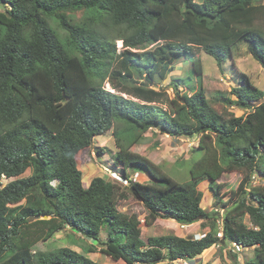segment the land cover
Wrapping results in <instances>:
<instances>
[{
    "label": "trees",
    "instance_id": "obj_1",
    "mask_svg": "<svg viewBox=\"0 0 264 264\" xmlns=\"http://www.w3.org/2000/svg\"><path fill=\"white\" fill-rule=\"evenodd\" d=\"M80 12L86 21L74 23ZM50 20L65 33L64 41ZM263 21L261 0H0V264H99L87 257L97 253L96 245L114 263H173L221 244L251 250L244 264H264V185H254L257 178L264 182V101L254 104L264 93L240 74L239 85L217 98L226 108L248 112L224 118L210 107L201 84L189 93L184 80L171 81V100L150 88L167 79L175 60L191 63L201 83L197 49L222 71L245 45L264 70ZM116 41L122 42L121 53ZM105 79L114 91L103 87ZM164 102L167 110L160 107ZM114 122L125 125L115 136L128 145L118 147L114 169L144 207L143 224L200 223L209 231L202 238L143 240L137 216L117 210L116 184L97 177L82 186L76 158ZM154 129L171 138H198L192 152L201 155L188 182L172 180L128 151ZM132 170L143 172L149 183L133 182ZM231 173L242 178L234 201L223 203L218 181ZM203 183L222 215L202 207ZM218 222L222 239L216 236ZM65 228L76 236L73 244L89 242L88 247L81 253L66 247L32 252Z\"/></svg>",
    "mask_w": 264,
    "mask_h": 264
},
{
    "label": "rangeland",
    "instance_id": "obj_2",
    "mask_svg": "<svg viewBox=\"0 0 264 264\" xmlns=\"http://www.w3.org/2000/svg\"><path fill=\"white\" fill-rule=\"evenodd\" d=\"M261 4L264 5V0H261ZM74 23H79L80 21H86L85 15L80 12L73 16ZM50 25L54 28L55 32L58 34L59 38L64 41L66 36L65 33L60 30L54 21L50 20ZM264 27V21L262 22ZM115 46L117 53H121L124 48H122V42L116 41ZM152 46L148 47V49ZM136 52V51H134ZM197 59L200 60L202 66V77L200 80L194 76L192 72V65L189 62L182 60H175L174 70L167 79L159 84H151L150 88L159 91L162 90L169 100L174 98V89H172L173 84L171 81L181 79L186 83L185 90L191 93V91L197 90L201 84L206 98L209 100L210 107L218 115L227 118L228 113H233L235 116H241L247 114V112L235 109L226 108L223 104L222 98L219 100L217 97L223 95L227 97L228 92L231 88L238 86L240 80V74H244L248 77L250 82L264 93V70L256 63L252 57L247 53L246 46L241 45L237 51L233 53V56L223 64L222 71L218 69L215 61L207 56L201 50H195ZM136 82H141L140 80ZM113 83V82H112ZM108 79L102 82L103 87L107 91H114L111 86L112 84ZM180 90H183V86L179 83ZM124 97L128 98L126 95ZM264 101V98L260 101L254 103L259 104ZM167 103H161L160 107L167 110ZM125 125L121 122H114L112 128L105 134L99 137H95L92 140L91 146L87 149L82 150L77 156V165L82 172V186L87 188L94 178H102L111 184H116L118 190L116 192L119 196L116 200L117 210L120 213L127 215H135L141 223V238L146 240L148 237L152 236H165V235H175L182 238H198V233L204 236L208 231V228L204 230L201 229L200 223L194 227H184L170 225L172 221L170 220H157L151 226H145L143 224V218L146 215V211L142 204L135 200L132 195L126 190V186L119 182L120 179L118 171H115L113 160L114 155L118 152V147H128V145L121 140L118 141L115 134L118 132L119 137L121 133L125 130ZM198 144V138H184L176 137L171 138L166 135H162L159 129L149 130L142 135V141L128 149L129 152L137 154L141 157L148 159L154 165L160 167L161 171L170 177L172 180L184 184L189 180V170L195 160H197L201 152H192V149L196 148ZM101 150V153H99ZM129 172V173H128ZM128 176L133 182L138 183H149L148 177L140 171L132 170L128 171ZM29 171L21 176L27 177ZM117 175V176H116ZM242 175L239 173H231L221 177L218 184L223 185V189L220 192V197L223 203L230 200L234 201V194L238 189L239 183L241 181ZM118 179V180H116ZM13 179L7 180L2 179V184H7ZM262 184L264 182L260 179L254 181V185ZM55 186V185H54ZM207 184L203 183L199 186V190L204 193V200L202 202V207L206 212L212 210H218L219 215H222V206L212 198V194L206 189ZM206 189V190H205ZM25 201H22L19 205L23 206ZM242 222L247 227L250 226L248 217H245ZM170 223V224H169ZM202 226L208 224L201 223ZM221 223H216V227L219 230ZM62 230L61 232L55 234V236L46 242H38L32 249V252H51L58 248H69L76 252L81 253V248L88 247L89 242H78L76 241V236H70L71 233L68 228ZM30 236L32 235V228L28 230ZM201 236V237H202ZM106 236L105 232L100 235L101 242H104ZM96 252L94 254H88L87 257L92 261L99 264H119L112 262L109 258L103 256L99 253L102 248L101 245H96ZM211 250V251H210ZM206 254L201 257L181 261L179 263H168L162 262L159 264H244L246 261L252 258L251 250L240 249L236 254L237 260L234 261L232 255L235 254L230 246H225L221 244L219 246H214ZM236 262V263H235Z\"/></svg>",
    "mask_w": 264,
    "mask_h": 264
},
{
    "label": "built area",
    "instance_id": "obj_3",
    "mask_svg": "<svg viewBox=\"0 0 264 264\" xmlns=\"http://www.w3.org/2000/svg\"><path fill=\"white\" fill-rule=\"evenodd\" d=\"M116 180H118V179H116ZM118 181L121 182V183H123V185L126 186V187L130 185V182L128 180L123 179V178H120ZM218 223L220 224V222H218ZM180 227L181 228H184V226H180ZM216 236H217V238L222 239V226L219 227V230H218V233H217ZM232 248H233V251L234 252H237V253L241 249V247L239 245H236V244H232Z\"/></svg>",
    "mask_w": 264,
    "mask_h": 264
},
{
    "label": "clouds",
    "instance_id": "obj_4",
    "mask_svg": "<svg viewBox=\"0 0 264 264\" xmlns=\"http://www.w3.org/2000/svg\"><path fill=\"white\" fill-rule=\"evenodd\" d=\"M119 178H121L120 176H119ZM179 226H181V225H179ZM191 226V225H190ZM184 227H188V226H184ZM196 236H199V234L198 235H196ZM203 237V236H202ZM201 236H199L198 238H194L195 240L196 239H200V238H202ZM228 246H230L231 248H232V245H228ZM242 248V247H241ZM233 249V248H232ZM243 249V248H242ZM245 250V249H244ZM235 254H237V252H234ZM182 260H178V261H176V263H179V262H181ZM184 262V261H183ZM173 263H175V262H173Z\"/></svg>",
    "mask_w": 264,
    "mask_h": 264
},
{
    "label": "crops",
    "instance_id": "obj_5",
    "mask_svg": "<svg viewBox=\"0 0 264 264\" xmlns=\"http://www.w3.org/2000/svg\"><path fill=\"white\" fill-rule=\"evenodd\" d=\"M157 221V220H156ZM155 221V222H156ZM170 224V223H169ZM198 223H196V224H193V225H191V227H194V226H196ZM170 225H173V226H179L178 224H176V223H174V222H172ZM190 227V226H189ZM200 236H202L200 233H198ZM225 246H228V245H225ZM211 251V250H210ZM248 251V250H247ZM206 254V253H205ZM121 264V263H120Z\"/></svg>",
    "mask_w": 264,
    "mask_h": 264
},
{
    "label": "water",
    "instance_id": "obj_6",
    "mask_svg": "<svg viewBox=\"0 0 264 264\" xmlns=\"http://www.w3.org/2000/svg\"><path fill=\"white\" fill-rule=\"evenodd\" d=\"M46 217H44V219H45ZM205 218V217H204Z\"/></svg>",
    "mask_w": 264,
    "mask_h": 264
}]
</instances>
